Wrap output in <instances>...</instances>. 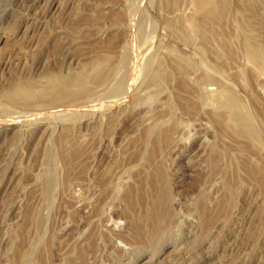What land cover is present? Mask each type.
Masks as SVG:
<instances>
[{"label": "rangeland", "instance_id": "1", "mask_svg": "<svg viewBox=\"0 0 264 264\" xmlns=\"http://www.w3.org/2000/svg\"><path fill=\"white\" fill-rule=\"evenodd\" d=\"M0 264H264V0H0Z\"/></svg>", "mask_w": 264, "mask_h": 264}, {"label": "bare ground", "instance_id": "2", "mask_svg": "<svg viewBox=\"0 0 264 264\" xmlns=\"http://www.w3.org/2000/svg\"><path fill=\"white\" fill-rule=\"evenodd\" d=\"M136 60H137V59H136ZM135 64H137V63H135ZM134 66H135V65H134ZM136 66H137V65H136ZM146 66H147V65H146ZM130 68H131V67H130ZM130 70H131V69H130ZM135 71H137V70H134V72H135ZM131 72H132V71H131ZM131 72H130V73H131ZM134 72H133V73H134ZM80 108H82V107H80ZM92 109H93V108H92ZM107 109H108V108H107ZM22 117H24V116H22ZM29 117H31V116H29ZM33 117H34V116H33ZM20 118H21V116H20ZM24 119H25V118H24ZM40 120H41V119H40Z\"/></svg>", "mask_w": 264, "mask_h": 264}]
</instances>
